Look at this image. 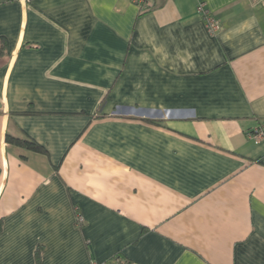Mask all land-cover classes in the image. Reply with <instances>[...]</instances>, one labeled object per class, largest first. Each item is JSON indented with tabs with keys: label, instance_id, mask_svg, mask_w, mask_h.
Segmentation results:
<instances>
[{
	"label": "crops",
	"instance_id": "1",
	"mask_svg": "<svg viewBox=\"0 0 264 264\" xmlns=\"http://www.w3.org/2000/svg\"><path fill=\"white\" fill-rule=\"evenodd\" d=\"M262 123L264 0H0V264H264Z\"/></svg>",
	"mask_w": 264,
	"mask_h": 264
},
{
	"label": "built area",
	"instance_id": "2",
	"mask_svg": "<svg viewBox=\"0 0 264 264\" xmlns=\"http://www.w3.org/2000/svg\"><path fill=\"white\" fill-rule=\"evenodd\" d=\"M140 9L145 11L153 7L154 0H132ZM197 10L204 18L205 26L207 31L211 35H215L219 29V23L210 15L209 11L205 8L204 3H199ZM248 138L252 139L255 143L264 139V123L259 124L256 128L252 129L247 133ZM79 222L82 218L79 217ZM93 264H128L120 255H114L110 259L100 262H94Z\"/></svg>",
	"mask_w": 264,
	"mask_h": 264
},
{
	"label": "trees",
	"instance_id": "3",
	"mask_svg": "<svg viewBox=\"0 0 264 264\" xmlns=\"http://www.w3.org/2000/svg\"><path fill=\"white\" fill-rule=\"evenodd\" d=\"M6 140L11 143V144H15L17 146H20L22 148L34 151V152H40V153H44L45 150L44 148L38 144L36 141H34L33 139L30 138H15V137H11V136H7Z\"/></svg>",
	"mask_w": 264,
	"mask_h": 264
}]
</instances>
